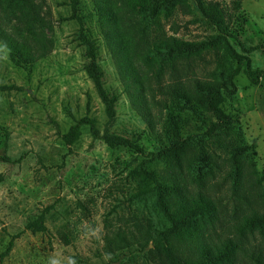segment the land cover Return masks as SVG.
<instances>
[{
  "label": "rangeland",
  "instance_id": "rangeland-1",
  "mask_svg": "<svg viewBox=\"0 0 264 264\" xmlns=\"http://www.w3.org/2000/svg\"><path fill=\"white\" fill-rule=\"evenodd\" d=\"M208 2L210 0H203ZM221 4L228 16L230 38L234 48L256 47L248 56L255 69H264V0H213ZM240 7L235 8V2ZM78 14L85 32L95 40L99 63L104 70V86L118 95L116 119L108 123L105 104L101 100L86 66V47L77 38L81 23L71 18L70 0H34L35 10L21 6L0 5V27L30 46L31 64H17L10 49L0 40V86H16L0 90V253L13 236L11 252L5 264H172L162 249L153 245L151 235L163 228L152 199L134 197L136 180L131 170L144 156L125 146L110 147L103 138H95L88 125L68 145L63 134L85 115L96 119L103 134L110 132L126 137L142 133L139 141L145 153L157 151L168 143L171 134L169 115H178L182 137L203 134L212 116L198 104L193 109L169 101L153 112L161 115L151 130L129 97L118 73L115 59L101 32L93 0H77ZM37 13L42 22L28 25ZM164 28L190 41L211 40L220 34L197 6V0H185L174 14L164 20ZM238 40L242 44L238 43ZM243 46V47H242ZM232 57L224 48H209L197 57L184 59L176 67L160 69L156 62L150 68L136 60L141 71L148 72L152 84L160 80L217 81L228 72ZM237 92L222 107L233 116L245 144L256 142L255 165L264 170V80L253 84L244 72L235 77ZM151 92L146 91L149 99ZM157 98L164 96L157 92ZM191 107V105H190ZM204 155L212 156L195 163L199 144L192 142V165L184 171L191 180L199 172L203 182L191 181L195 190L208 193L217 204L214 230L207 240L215 247L231 246L232 258L224 264H256L264 259V235L244 225L242 217L252 209L264 211V203L255 198V189L245 186L244 197L232 190L230 154L217 148L210 138L204 140ZM215 150H214V149ZM11 160L6 161L1 157ZM164 163L157 164L162 171ZM210 167L214 168L213 174ZM49 207L48 232L27 230L26 223ZM119 233L125 240L111 251L107 236ZM65 237L70 240L66 244ZM149 237L147 248L139 241ZM175 243V242H174ZM178 254L188 255L184 243H178ZM115 261V262H113ZM1 264V263H0Z\"/></svg>",
  "mask_w": 264,
  "mask_h": 264
},
{
  "label": "trees",
  "instance_id": "trees-1",
  "mask_svg": "<svg viewBox=\"0 0 264 264\" xmlns=\"http://www.w3.org/2000/svg\"><path fill=\"white\" fill-rule=\"evenodd\" d=\"M34 0H0V5L21 6L35 10ZM94 10L98 16L101 32L106 44L112 53L118 73L125 85L132 103L147 122L149 128L154 130L161 115L152 109H161L167 104L169 98L177 102L178 106L186 105L193 109L192 104H198L205 112L210 114L213 120L209 123L205 133L190 134L183 138L178 115H169L171 134H168V143L157 151L145 153L140 145L142 133L136 136L110 132L108 129L101 134L96 126V119L88 115L80 118L69 130L63 134L64 141L71 145L79 139L81 126L88 125L95 138H103L110 147L125 146L144 156L132 170L131 176L136 180L137 189L134 197L138 200L152 199V204L163 223L162 229L156 230V235H151L153 245L162 249L171 258L172 264H224L230 261L234 252L231 246H213L207 240L209 229L214 230L213 224L218 216L217 204L208 193L201 189L195 190L191 181L203 182L208 174H199L192 180L184 171V159L188 158L187 168L193 161L190 157L192 142L201 146L200 153L195 163L209 157L212 164V156H205L204 140L210 138L217 148H221L230 154L232 190L235 195L244 197L245 186L255 189L254 196L264 203V170L259 171L255 165L254 156L256 142L245 144L241 131L235 126L233 116L227 113L222 103L227 98H233L237 92L235 77L244 72L253 84L264 80V69H255L251 58L248 56L256 47H243V53L238 52L230 38L236 35L229 27L232 16H228L221 4L210 0L207 3L197 0V6L208 20L217 27L220 34L211 40L190 41L182 39L174 34H169L164 28V20L170 18L176 7L185 0H93ZM73 13L71 18L79 19L81 26L77 38L86 47V55L89 62L86 71L92 79L95 88L105 104L108 123L116 119V103L118 95L110 93L104 86V70L99 58L95 40L84 29L83 18L78 14L77 0H70ZM240 7V2H235V8ZM35 16L28 25L34 22H42L43 19L35 12ZM0 40L10 49V58L17 64H31L32 54L30 46L25 41L13 37L9 31L0 27ZM239 44H242L238 40ZM224 48L232 57L228 72L217 81H171L156 84L150 81L148 72L141 71L135 65V61H143L149 68L156 62L160 63V69L176 70V67L184 59L197 57L209 48ZM16 86L3 85L0 90H9ZM151 92L149 99L145 97L146 91ZM157 92L163 98H157ZM191 105V107H190ZM0 127L2 125L0 124ZM214 149V148H213ZM215 150V149H214ZM10 161L9 157H1ZM164 163L162 171L157 170L158 163ZM213 174L214 168L210 167ZM49 207L44 208L36 217L30 218L26 223V229L33 232H48L46 224ZM242 223L252 230H258L264 235V211L252 209L245 214ZM19 235L12 237L5 251L0 253V263L11 252L14 240ZM125 240L119 233L115 236H107V246L113 251L120 246V241ZM149 237L145 241H139L147 248ZM66 244L70 243L65 237ZM175 242V243H174ZM178 243H184L189 250L186 257L178 254ZM232 256V257H231ZM256 264H264L261 255L257 256ZM115 262V261H113Z\"/></svg>",
  "mask_w": 264,
  "mask_h": 264
}]
</instances>
